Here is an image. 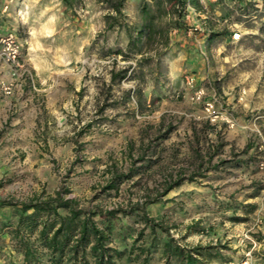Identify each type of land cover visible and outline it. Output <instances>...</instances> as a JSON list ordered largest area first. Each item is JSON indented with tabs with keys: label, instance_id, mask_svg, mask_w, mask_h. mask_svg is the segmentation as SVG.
<instances>
[{
	"label": "rangeland",
	"instance_id": "obj_1",
	"mask_svg": "<svg viewBox=\"0 0 264 264\" xmlns=\"http://www.w3.org/2000/svg\"><path fill=\"white\" fill-rule=\"evenodd\" d=\"M81 1L72 17L60 0H0V264H49L20 204L58 192L108 227L115 264H179L167 242L196 264H264V0H199L158 67ZM143 1L127 0L126 23Z\"/></svg>",
	"mask_w": 264,
	"mask_h": 264
},
{
	"label": "trees",
	"instance_id": "obj_2",
	"mask_svg": "<svg viewBox=\"0 0 264 264\" xmlns=\"http://www.w3.org/2000/svg\"><path fill=\"white\" fill-rule=\"evenodd\" d=\"M96 3L103 6L107 11L104 16L105 26L108 30L118 29L125 33L127 39V49L133 50L134 54L142 56L140 61L145 63L151 60L155 61V66L160 65V59L163 52L168 50L169 32L172 29L185 28L183 16L188 7L195 11H202L199 0H148L143 1L139 8V23L128 24L123 13L124 5L127 0H95ZM65 9L75 16L77 8L82 4L81 0H60ZM218 34L210 33L208 41L213 40ZM155 46V53L150 58L143 57V49ZM118 55L125 58L127 55L123 51H117ZM130 67L124 68L117 73H111V81L116 79L123 80L126 78ZM141 97V92L137 93ZM221 145H216V150ZM134 173L129 175H115L111 178L105 189H117V186L124 179L130 178ZM181 184V179L174 181L164 192L171 190ZM9 203L0 202V207L8 206ZM22 213L33 210L28 217H21L19 224L27 222L30 230H35L37 224L38 238L43 247L48 252L49 264H115L114 260L122 257V253L108 246L110 242V230L108 227L102 229L93 221L89 213L74 206V201L56 193L54 197H48L45 201H30L21 203ZM66 211V215H60L58 210ZM122 212V211H121ZM46 214L47 220L36 223V217L40 214ZM117 211H108L105 213L107 218H113ZM152 230L158 226L154 220L144 218ZM164 251L169 256L180 259L179 264H196L197 259L191 253H185L184 249L167 242L164 245ZM32 250L28 245H24V259L30 263ZM167 264V259L166 263Z\"/></svg>",
	"mask_w": 264,
	"mask_h": 264
},
{
	"label": "built area",
	"instance_id": "obj_3",
	"mask_svg": "<svg viewBox=\"0 0 264 264\" xmlns=\"http://www.w3.org/2000/svg\"><path fill=\"white\" fill-rule=\"evenodd\" d=\"M9 42H12V37L9 36V38L7 39ZM18 47H14L13 49H11L10 51H8L7 53L4 52L3 55L5 56V59L7 61V63L9 64H15L17 63L18 61ZM200 93H197V96H200L199 95ZM207 111L210 112V107H212L210 104H207ZM259 168L260 170H264V160L262 162L259 163Z\"/></svg>",
	"mask_w": 264,
	"mask_h": 264
}]
</instances>
